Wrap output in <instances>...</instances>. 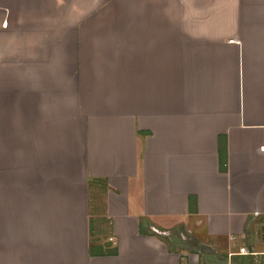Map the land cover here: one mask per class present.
I'll return each instance as SVG.
<instances>
[{"label": "crops", "instance_id": "crops-1", "mask_svg": "<svg viewBox=\"0 0 264 264\" xmlns=\"http://www.w3.org/2000/svg\"><path fill=\"white\" fill-rule=\"evenodd\" d=\"M94 27L0 0V264H264V0Z\"/></svg>", "mask_w": 264, "mask_h": 264}, {"label": "rangeland", "instance_id": "rangeland-1", "mask_svg": "<svg viewBox=\"0 0 264 264\" xmlns=\"http://www.w3.org/2000/svg\"><path fill=\"white\" fill-rule=\"evenodd\" d=\"M25 4L41 8L42 35L73 37L74 40L97 35L93 34L96 31L94 26L99 22L149 20V0H25ZM103 189L102 184H99L92 196V219L96 230L91 239L93 241L97 240V235L101 240L113 239L110 237L109 223L101 215L104 207ZM161 233L159 235L165 236V232ZM188 237L185 238L190 242ZM173 243L177 244L175 240ZM254 261L252 259L251 263L256 264Z\"/></svg>", "mask_w": 264, "mask_h": 264}, {"label": "trees", "instance_id": "trees-1", "mask_svg": "<svg viewBox=\"0 0 264 264\" xmlns=\"http://www.w3.org/2000/svg\"><path fill=\"white\" fill-rule=\"evenodd\" d=\"M223 165H224V166H223L222 168H223V169H225L226 161H224V162H223ZM91 222H92V221H91ZM91 233H92V232H91ZM91 235H93V236H94V234H93V233H92ZM202 247H204V246H201V248H202ZM203 249H204V248H203ZM198 253H199V252H198ZM201 254H202V252H201Z\"/></svg>", "mask_w": 264, "mask_h": 264}, {"label": "water", "instance_id": "water-1", "mask_svg": "<svg viewBox=\"0 0 264 264\" xmlns=\"http://www.w3.org/2000/svg\"><path fill=\"white\" fill-rule=\"evenodd\" d=\"M106 245H110V242H107Z\"/></svg>", "mask_w": 264, "mask_h": 264}, {"label": "built area", "instance_id": "built-area-1", "mask_svg": "<svg viewBox=\"0 0 264 264\" xmlns=\"http://www.w3.org/2000/svg\"><path fill=\"white\" fill-rule=\"evenodd\" d=\"M241 249H243V248H241Z\"/></svg>", "mask_w": 264, "mask_h": 264}]
</instances>
